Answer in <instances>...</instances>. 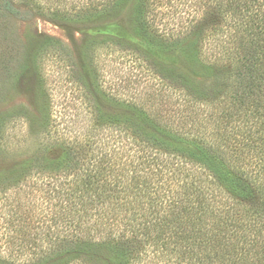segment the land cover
Segmentation results:
<instances>
[{
  "label": "trees",
  "instance_id": "trees-1",
  "mask_svg": "<svg viewBox=\"0 0 264 264\" xmlns=\"http://www.w3.org/2000/svg\"><path fill=\"white\" fill-rule=\"evenodd\" d=\"M8 3L0 9L13 11ZM88 4L92 21L131 7L134 41L158 66L156 22L164 5H182L180 91L151 110L107 91L102 127L82 145L16 166L53 225L52 249L28 264H135L149 252L151 264H264V0ZM31 210L18 216L20 234Z\"/></svg>",
  "mask_w": 264,
  "mask_h": 264
},
{
  "label": "rangeland",
  "instance_id": "rangeland-1",
  "mask_svg": "<svg viewBox=\"0 0 264 264\" xmlns=\"http://www.w3.org/2000/svg\"><path fill=\"white\" fill-rule=\"evenodd\" d=\"M4 2L13 11L0 9V263L28 264L52 249L53 225L44 221L33 176L27 179L16 166L42 150L57 157L70 140L83 143L102 121L107 91L115 102L149 110L159 99L173 104L177 95L171 87L180 90L172 79L183 64L176 30L185 8L164 5L167 11L156 22L162 32L155 38L162 47L154 48L158 66L151 46L147 54L134 41L131 7L92 21L89 0H0L1 6ZM100 126L101 137L108 129ZM29 207L31 221L24 220L20 234L18 216ZM135 264H151V252Z\"/></svg>",
  "mask_w": 264,
  "mask_h": 264
}]
</instances>
